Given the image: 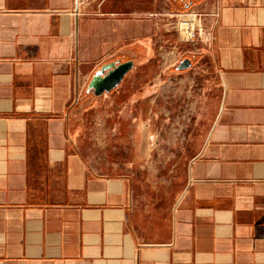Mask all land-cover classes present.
<instances>
[{"label":"crops","instance_id":"0c3cea01","mask_svg":"<svg viewBox=\"0 0 264 264\" xmlns=\"http://www.w3.org/2000/svg\"><path fill=\"white\" fill-rule=\"evenodd\" d=\"M78 1L0 0V264H264V0L192 5L210 120L176 187L83 150L150 50L152 0ZM128 59L94 94L93 74ZM134 146L130 163L153 161L152 139Z\"/></svg>","mask_w":264,"mask_h":264},{"label":"rangeland","instance_id":"374dc122","mask_svg":"<svg viewBox=\"0 0 264 264\" xmlns=\"http://www.w3.org/2000/svg\"><path fill=\"white\" fill-rule=\"evenodd\" d=\"M173 1L152 0L150 50L145 59L135 58L133 71L108 103L109 114H90L88 143L83 148L102 172L149 170L152 181L164 180L170 187L178 186L186 176L188 160L210 120L205 113L208 83L202 67L176 69L184 57L194 63L197 35L193 41L180 40L177 15L187 8ZM85 4L79 5L81 13L87 10ZM145 138L153 140V161L130 163L134 143Z\"/></svg>","mask_w":264,"mask_h":264},{"label":"water","instance_id":"95a60500","mask_svg":"<svg viewBox=\"0 0 264 264\" xmlns=\"http://www.w3.org/2000/svg\"><path fill=\"white\" fill-rule=\"evenodd\" d=\"M133 65V59L104 64L91 77L89 88L96 95L113 90L120 85L126 74L132 69ZM191 65V59L189 57H184L178 62L176 69L185 70L190 68Z\"/></svg>","mask_w":264,"mask_h":264},{"label":"built area","instance_id":"2783aa9c","mask_svg":"<svg viewBox=\"0 0 264 264\" xmlns=\"http://www.w3.org/2000/svg\"><path fill=\"white\" fill-rule=\"evenodd\" d=\"M80 1L75 0L73 13L79 14ZM194 9V8H193ZM192 7L180 12L177 17L179 18V34L181 41H193L195 35L199 34L202 30V17L204 13L198 10H193ZM191 24V26H189Z\"/></svg>","mask_w":264,"mask_h":264},{"label":"flooded vegetation","instance_id":"af4514ba","mask_svg":"<svg viewBox=\"0 0 264 264\" xmlns=\"http://www.w3.org/2000/svg\"><path fill=\"white\" fill-rule=\"evenodd\" d=\"M197 0H174L173 3L177 6L189 8L191 7ZM187 5V6H186Z\"/></svg>","mask_w":264,"mask_h":264}]
</instances>
